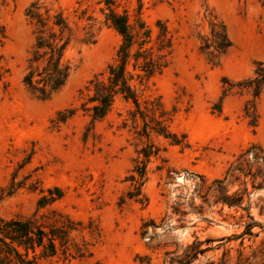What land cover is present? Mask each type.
Returning <instances> with one entry per match:
<instances>
[{"label":"rangeland","instance_id":"1","mask_svg":"<svg viewBox=\"0 0 264 264\" xmlns=\"http://www.w3.org/2000/svg\"><path fill=\"white\" fill-rule=\"evenodd\" d=\"M30 6L43 18L61 13L71 29L63 55L67 79L47 99L23 83L36 36L35 19L26 15ZM110 9L127 17L133 34L149 31L143 47L166 54L159 73L142 85L132 82L142 107L144 101L161 104L180 144L153 132L149 139L138 135L142 121L132 122V105L120 97L101 119L86 110L89 81L106 76L121 43L106 18ZM208 12L225 25L230 40L216 64L199 50L201 36L209 37ZM0 25V192L18 186L0 200V216L36 213L45 231L61 235L55 254L37 264H169L165 251L180 258L193 241L205 250L190 264L222 257L234 264L240 249L249 255L264 238L256 227L259 235L245 236L242 246L241 238L228 239L242 230L236 222L243 211L204 201L199 192L202 179L208 184L221 178L249 145L264 152V87L254 98L235 87L225 91L224 83L251 79L257 64H264V0H0ZM161 27L170 46L158 52ZM131 62L127 70L137 73ZM248 101L254 103V125ZM146 144L158 149L148 159L139 153ZM142 164L140 195L129 197L134 189L128 178ZM49 191L61 195L39 205ZM248 202L264 223V188L244 197Z\"/></svg>","mask_w":264,"mask_h":264},{"label":"trees","instance_id":"2","mask_svg":"<svg viewBox=\"0 0 264 264\" xmlns=\"http://www.w3.org/2000/svg\"><path fill=\"white\" fill-rule=\"evenodd\" d=\"M106 4H113V0H105ZM26 15L32 20L35 19L36 36L30 57L27 59V72L23 77V83L37 93L41 99H47L54 92L58 91L65 83L69 65L63 62V55L71 39V29L67 20L61 13L52 16L46 15L44 18L34 12L30 6ZM207 23L209 26V37L201 36L199 50L206 59L216 64L219 57L230 46L225 25L217 19L211 12L207 13ZM112 28L121 36V43L117 49L116 62L109 63L106 67V76L101 78V74L89 81L91 95L88 96L86 103L90 107L86 108L90 112L92 119H101L109 111L116 97L122 98L125 102L132 105L128 111L132 122L139 118L142 121L141 133L137 134L149 139L150 132L171 139V143L178 145L182 142L174 136L167 127L168 118L161 104L155 101H144L141 106L139 94L132 82L135 78L140 85L146 82L155 73H159L166 65L164 57L166 54H154L151 47H143L149 42V31L143 30L140 36L138 32L133 34L125 15L118 14L112 9L107 15ZM139 28H143L140 24ZM5 33L0 25V44L4 39ZM159 48L169 47V39L165 40L164 28L159 32ZM166 42V43H165ZM133 46H136L132 52ZM133 70H127L129 61ZM229 91L236 88L238 91L247 90L256 98L264 87V64L259 62L254 70V77L251 79L229 83L224 80ZM226 93H223L225 96ZM84 105V104H83ZM246 114L252 117L254 125V103L248 101L245 105ZM158 149L153 144H146L139 153L146 159L155 155ZM133 174L129 180L133 184L134 191L128 192L129 197L140 195V187L144 182L145 165H136L132 169ZM18 186L11 185L6 191L0 192V200L4 196L11 195ZM264 188V152L255 145H249L228 164L221 178H215L210 183L201 180L199 192L204 201L210 199L213 204L227 205L243 211L236 222L242 230L238 234L228 236L231 238H241L240 245H243L245 236L256 237L259 231H254L256 227L264 232V223L257 220L250 212L249 202L243 204L244 197L249 196L256 190ZM3 191V190H1ZM49 196H42L39 205H44L60 197V192L55 196L48 192ZM141 202V199H139ZM263 207L260 209L262 212ZM44 216V215H43ZM59 218L61 216H58ZM54 221H56L54 219ZM145 227V225H143ZM71 229L70 227H66ZM62 232H65L62 231ZM61 235L53 228L45 231L44 226L37 221L36 213L27 218L6 219L0 216V264H37V258L52 256L56 252L55 240H61ZM200 242L193 241L183 249V256L174 258L168 256L170 252L165 251L168 263L190 264L198 253L205 249L200 248ZM40 249L37 253L36 250ZM167 261H163L166 263ZM228 259L222 257L219 261H212L208 264H227ZM148 264H151L150 261ZM234 264H264V238L258 245L254 246L249 255H245L243 249L238 251Z\"/></svg>","mask_w":264,"mask_h":264}]
</instances>
